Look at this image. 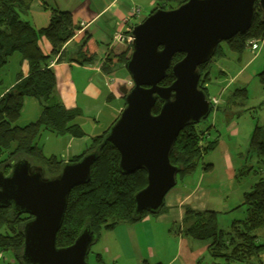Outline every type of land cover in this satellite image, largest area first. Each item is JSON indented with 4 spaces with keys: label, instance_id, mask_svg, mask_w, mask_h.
Here are the masks:
<instances>
[{
    "label": "trees",
    "instance_id": "1",
    "mask_svg": "<svg viewBox=\"0 0 264 264\" xmlns=\"http://www.w3.org/2000/svg\"><path fill=\"white\" fill-rule=\"evenodd\" d=\"M31 1L0 0V72L14 54H18L28 67L25 77L18 74L16 83L0 94V172L7 175L12 162L25 159L30 165L41 167L45 176L53 177L59 173L64 163L53 156H44L37 143L39 137L46 132L55 136L67 135L80 139L85 133L76 124V119L81 116L80 111L65 108L56 96L55 74L49 66L50 61L55 59L56 62H61L67 59L80 65L92 64L96 60L98 43L93 37L87 36L75 55L68 58L63 46L73 37L77 28L73 25L71 13L51 8L48 25L34 29L25 20ZM153 1L155 7L150 13L157 9H174L187 0ZM41 37L51 45L49 56L43 55L39 48ZM251 39H264V22L258 5L255 7L248 31L223 43L230 52L240 55L246 49L247 41ZM220 44L213 57L199 66L198 87L208 98L206 85L210 81L211 62L224 54ZM131 50L130 43L117 44L104 62L103 71L109 74L115 68L124 70L123 66L129 59ZM182 57L181 53L175 54L171 66ZM166 73L161 86H168L174 79L171 67ZM258 77L264 87V58L263 69ZM245 93L246 89H236L230 100L233 102L235 97L247 99ZM25 98L36 99L41 112L34 122L19 126L17 121ZM160 106V102L155 104L153 114L159 112ZM195 125L189 124L179 133L170 152V163L179 168L176 178H184L193 173L202 156L216 147V141L203 142L204 131H197ZM107 131L108 129L98 136L91 137L90 146L80 155L67 161L77 162L85 154L98 149V158L92 165L90 181L70 191L63 221L56 236L58 248L71 245L85 227H89L93 232L96 242L101 231L113 230L120 224L137 223L145 214H149H134L133 197L146 185L145 171L138 170L127 175L119 170L117 149L110 142L102 144ZM249 150L264 161L263 127L255 126L249 139ZM211 168V165L203 167L205 171H210ZM237 177L235 175V178ZM240 207L245 208L246 216L241 220H233L229 230L218 227L215 211H186L193 213L195 219L183 231V236L207 245L206 253L211 259L210 264H264V257H261L264 243L259 242V236L255 233L264 229V177H260L249 191L243 193V201L237 208ZM29 219L30 216L26 214L16 215L11 207L0 208V255L6 252L12 255L5 264H25L21 260V229L23 223ZM97 258L100 259L98 255Z\"/></svg>",
    "mask_w": 264,
    "mask_h": 264
},
{
    "label": "water",
    "instance_id": "2",
    "mask_svg": "<svg viewBox=\"0 0 264 264\" xmlns=\"http://www.w3.org/2000/svg\"><path fill=\"white\" fill-rule=\"evenodd\" d=\"M256 5L264 22V0H187L174 9L155 10L132 28V50L123 66L132 87H120L125 105L102 144L110 142L117 149L122 173H146L145 187L133 197L135 215L157 214L176 185L179 168L169 160L173 145L187 125L200 123L211 111L198 87L199 66L213 57L220 43L248 31ZM178 53L182 59L171 66ZM170 67L174 79L161 86ZM157 102L161 106L153 114ZM97 158L95 149L77 162H65L53 177L25 159L12 162L7 175L0 172V208L30 216L21 229L23 263L87 264L95 243L89 227L67 247L58 248L56 236L70 191L90 181Z\"/></svg>",
    "mask_w": 264,
    "mask_h": 264
},
{
    "label": "crops",
    "instance_id": "3",
    "mask_svg": "<svg viewBox=\"0 0 264 264\" xmlns=\"http://www.w3.org/2000/svg\"><path fill=\"white\" fill-rule=\"evenodd\" d=\"M139 1L140 0H32L30 2L29 12L26 14L25 20H27L34 29L44 28L48 25L51 8L71 13L73 25L77 27L76 30L79 32L73 35V37L63 46L68 58L75 55L79 45L87 36L93 37L98 43L96 60L92 64L80 65L67 59L61 62H56L55 59H53L49 64V66L53 68L55 74V90L57 98L65 108L77 109L81 113V116L76 119V124L83 126L87 120H94L97 118L96 123L98 125L100 116L105 110H108V113L105 115V126L103 130L96 134H92L90 138L98 136L106 131L119 116L120 111L124 106V103H122L124 101L120 87L126 85L127 81L130 80L129 76L120 68H115L113 72L107 74L103 71L102 66L107 58H109L112 49L116 46L115 45L112 48L109 46L113 33L119 31L124 34H129L132 28L143 21L155 7V2L153 0H145L149 1L147 7L151 8V10L144 16L142 15V10H140V7L137 4ZM135 9H138L139 13L132 15ZM80 22L84 23L81 27L79 26ZM38 45L43 55H50L51 45L44 37L39 39ZM261 47L262 44L257 53ZM223 52L224 54L222 57H225L227 53L225 50H223ZM11 58L15 60L17 66L14 69L13 78L9 75L10 70L8 67L1 72V75H6L8 81L0 94L9 90L16 83L18 74L23 77L28 74L27 64L21 61L19 55L14 54L10 59ZM216 60L217 59H214L211 62L209 74L212 65ZM8 65L9 63H7L6 66ZM219 69V77L222 75L226 76L227 73L223 67H220ZM210 83L211 81L206 85V88ZM223 92L224 89L218 94L221 98L224 96ZM230 96L231 92H229L225 98L224 104H222L224 108L226 105L225 103H231ZM212 97L215 98V96ZM215 99L217 100V103H219L218 99ZM26 100L27 98H25L23 102L25 103ZM36 102V105H34V103H28L32 109L31 115L28 116V118H25V120H29L28 123L34 122L41 112L40 104L37 100ZM112 102L119 104L114 106L111 104ZM220 105V103L217 104L216 110H219L218 108ZM21 118L23 119L22 113L19 120H22ZM217 118V115H215V122L217 121ZM19 120L18 122H20ZM218 120H220V117ZM18 122L17 125H19ZM212 125L213 124L210 125V128H207L208 130L203 132V139L204 137H208L207 135H209ZM46 134L51 137L55 136L50 133ZM85 136L88 137L86 133ZM55 137L62 138L63 140L62 144L65 152V156L63 157L66 158L63 161H69V159L80 155L84 151L82 148V141L85 139L83 138L79 139L71 136ZM211 141H216V147L211 151L215 152L220 145L219 137L216 136ZM221 159L224 175L228 179H234L235 170L229 152L225 150L222 151ZM208 165L212 166L210 171L214 172L215 163H210ZM207 172L201 170L194 175L195 177L187 176L186 179L183 178L181 180L179 185L176 183V185L165 195L161 211L158 214L151 215L152 217H144L141 221L134 223L140 225L120 224L113 230L103 231L106 233H114L118 231L122 233L124 237L120 241L116 240V238L112 244L105 245L106 247L104 248L103 253L107 256L110 255L109 257L113 263H120L121 255H119L118 252H111V249L112 247H117L122 249V251L124 250V253H127V247L130 245L138 247L139 240L135 231L136 226H140V229L145 236L144 238H146L153 234L155 227L165 224L167 226L165 237L167 239L170 238V243L175 244L174 252L166 257H156L153 252H151L152 248L149 245V256L147 258H143L142 256L139 257L135 264H200L199 262L206 252L207 245L199 241L195 242L185 238V236H183V231L194 221H187L188 217L194 216L193 213H187V210L195 212L207 210L213 211L210 210L208 206V200L211 196L210 188H207L203 183ZM168 225H172V227L169 228ZM120 228L123 229L120 230ZM98 256L101 258L100 255ZM130 257V254H128V256L124 258L128 260Z\"/></svg>",
    "mask_w": 264,
    "mask_h": 264
},
{
    "label": "rangeland",
    "instance_id": "4",
    "mask_svg": "<svg viewBox=\"0 0 264 264\" xmlns=\"http://www.w3.org/2000/svg\"><path fill=\"white\" fill-rule=\"evenodd\" d=\"M148 2L149 1L140 0L139 3H137L144 16L151 10V8L147 7ZM220 46L226 51L227 55L217 59L212 65L210 71L211 83L207 86V93L209 98L215 96L221 105L218 108L219 110H216V105L206 119L195 125L197 131H205L208 130L207 128H210L211 124H213L209 135H207L208 137H204L203 142H209L218 136L220 145L215 152L204 154L199 160L195 171L188 175V177H195L194 175L196 173H199L201 170L205 171L203 169L205 165L215 163L214 172L206 171L207 173L205 174L206 177L204 178L203 183L207 188H210L211 196L208 200V206L210 210L217 212L216 219L218 227L223 230H229V226L233 220H241L246 216L244 207L237 208L243 201V193L249 191L260 177H264V161L261 158H258L254 152L249 150V139L255 126L258 125L264 128V87L258 77V74L263 69L264 39L262 47L258 53L250 52L245 49L244 52L239 55L230 52L224 43H221ZM8 63L9 65L4 67L1 72L8 67L10 70L9 75L13 78L14 69L17 65L13 58L9 59ZM220 67H223L226 71V76L222 75L219 77ZM1 72L0 92L5 88L8 81L6 75H1ZM125 86L128 89L132 87ZM222 89H224V96L221 98L218 94ZM236 89H246L245 94L247 99L235 97L233 102L225 103L227 106L225 105L224 108L222 104H224L226 96L229 92L232 94ZM28 103H34V105H36L37 102L34 98H27L26 102H23L21 109L23 119L21 118L22 120H19L20 122L17 121L19 125L22 123L21 126L28 124L29 120L27 121L25 118H28L32 113L31 106H29L30 104ZM111 104L116 106L119 103L115 104L112 102ZM107 113L108 110L103 112L99 118L98 125L96 123L97 118L94 120H87L83 126L79 125L81 130L89 137H83V139H85L82 141L83 150L90 146V136L103 130L105 126V115ZM215 115L218 117L216 122L214 120ZM219 117L220 120H218ZM42 134L43 135L37 140V143L39 147H41L44 156H53L56 160L62 161L63 163L67 162L63 161L66 158L63 157L65 156V152L62 138L55 136L51 137L46 134V132ZM224 150L229 152L232 157L235 175L238 176L237 178L228 179L223 173L224 170L221 164V155ZM186 178L187 176L184 177V179ZM182 179L183 178L179 177L176 178L177 185L181 183ZM151 215L152 214H145V217H152ZM190 220H194V216L188 217L187 221L189 222ZM168 226L169 228L172 227V225ZM121 229L123 228H120V230ZM154 229L155 230H153V234H151L150 237L144 238L145 236L143 235L140 226H136L135 231L139 240V245L138 247L130 245L127 247V253H124V250L122 251V249L112 247L111 252H118V254L121 255L120 263H113L109 257L110 255L107 256L103 252L106 247L105 245L112 244L116 238V240L120 241L124 238L123 234L118 231L114 233H106L102 231L98 240L91 245L86 258V263L135 264L139 257L142 256L143 258H147L149 256V245L152 248L151 252H153L156 257H166L173 253L175 244L170 243V238L167 239L165 237L167 226L162 224ZM255 233L259 236V242L264 243V229L257 230ZM128 254H130L131 257L126 260L124 257L128 256ZM97 255H100L102 259H98ZM1 256L3 259H0V264L7 263L12 257L9 252L3 253ZM261 257H264V252H262ZM210 261L211 259L205 252L199 263L210 264Z\"/></svg>",
    "mask_w": 264,
    "mask_h": 264
},
{
    "label": "built area",
    "instance_id": "5",
    "mask_svg": "<svg viewBox=\"0 0 264 264\" xmlns=\"http://www.w3.org/2000/svg\"><path fill=\"white\" fill-rule=\"evenodd\" d=\"M139 13L138 9H135L133 11L132 15H136ZM83 22L79 23V26H83ZM79 31L75 30L74 35L77 34ZM263 41V40H262ZM261 40H255V39H251L249 41H247L246 43V49L250 50L251 52H256L258 51V49L260 48L261 44H262ZM132 42V35H131V31L129 34H124L122 32L119 31H115L111 37L109 46L110 48H112L113 46L117 45V44H123V43H130ZM127 86H132V82L131 80H128L126 83ZM210 105H211V109L215 108L217 103V100L215 98H211L209 99ZM0 259H2V256L0 255Z\"/></svg>",
    "mask_w": 264,
    "mask_h": 264
}]
</instances>
